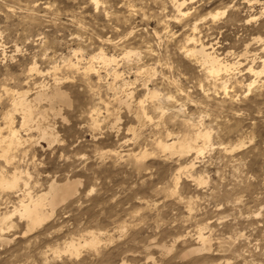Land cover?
I'll list each match as a JSON object with an SVG mask.
<instances>
[{
    "label": "rangeland",
    "instance_id": "obj_1",
    "mask_svg": "<svg viewBox=\"0 0 264 264\" xmlns=\"http://www.w3.org/2000/svg\"><path fill=\"white\" fill-rule=\"evenodd\" d=\"M185 1L181 15L173 0H0V177L20 178L0 188V264H264V75L238 57L264 56L262 20L246 22L264 0ZM192 37L243 66L214 80L184 53ZM55 90L71 100L57 114L34 101ZM8 114L23 142L6 159ZM69 181L42 225L4 221ZM200 233L211 250L189 256Z\"/></svg>",
    "mask_w": 264,
    "mask_h": 264
},
{
    "label": "bare ground",
    "instance_id": "obj_2",
    "mask_svg": "<svg viewBox=\"0 0 264 264\" xmlns=\"http://www.w3.org/2000/svg\"><path fill=\"white\" fill-rule=\"evenodd\" d=\"M255 1L258 3V0H255ZM94 2L97 4L98 0H94ZM184 2H186V1L185 0H173V2H172V3H174V6L178 10L177 13H180L181 15L184 14L182 12V7H184ZM246 2H248V0ZM261 10L262 11H260V13H258L257 15L254 14L256 16L250 17L246 22H250L253 20H255V22H258L259 20H262V24H263L262 26L264 29V20H263L264 19V6ZM195 29H197V28H195ZM256 41L261 42V43L264 42L261 38H257ZM189 42H191V44L192 43L195 44V46H193V48L184 49L183 50L184 53L186 54L187 57H188V55H189V57H192L196 61V63L198 62L202 66V69L207 72V75L209 77L214 78V80L216 78L218 79L219 78L218 76H220L221 74L231 72L232 70L234 71L235 69H238L239 67L243 66V65H241V64H243V62L240 61L241 57H242V60H244V62L248 61V63H249V65H247L246 69H245L247 73L253 74V75H261V76L264 75V56H261V55L257 54L256 52H254V54L251 53L252 51H250L248 48L249 44L246 45L245 51H243V52L241 51L242 54L238 56L240 59H236V61H234V62H228L225 58H221L216 54L212 45H206V44L202 43L201 41L196 40L195 37H192V39H190ZM130 53L131 52L127 53L125 56L129 57ZM94 59H98L105 66H106V64L109 65L110 63L116 61L115 58H110L107 55H105L104 53H101L100 55H98V57H95ZM256 60H258L257 63L259 62L260 64H262L259 71L256 70V68H255V66H256L255 61ZM225 82L223 83L222 87L226 91L227 82L226 83ZM55 91L56 92L53 96H49L48 94H45L42 92L38 93L36 95L34 101L39 102V100H42L44 98L49 99L50 105H51V111L54 113L57 111L56 103H62L65 105L67 104L69 106L71 105V100H70L68 94L62 92L61 90H55ZM28 100H29V97H28V94L26 93V94H22V95L18 96V98L14 101V111L21 110V112L24 114L23 115V124H22L23 128L27 127L29 122L32 121L34 114L36 113V110L34 109L35 106L33 105V102H30ZM45 113L46 112L40 113L42 115L41 117L45 118V116H46ZM60 113H61V110L58 112V115H60ZM56 114H57V112H56ZM12 116H11V114L7 115V119L9 122V128H10L9 132L11 133V140L8 142L7 146L2 148V151H1V153H2L1 156H3V158H6V159L9 158L12 150L14 148L20 147L22 145V142H23L22 138L19 137V131L16 130V128H15L14 121L12 120ZM0 135H1V131H0ZM43 135H44V137H46V136L48 137L49 134L45 132ZM210 135L211 134L209 132H206V133L199 132L198 134H196V138L203 139L206 143H208L209 139H210ZM177 145H179V147L182 151L192 149V147H193L186 142H173L172 144L163 145V148H164V150H175ZM19 182H20V178H18V175H15L11 180H9V179L7 180L3 177H0V188L13 190V189H15V187H18V185L20 184ZM53 185H51L49 191L46 193H43V195L41 194L37 197L28 196L27 201H25V200L20 201V204H19L20 207L15 208L12 213L5 216L4 221L7 222L14 214L16 215V213H18L20 218H25L27 220V222H28V230L27 231H31V229H34L35 227L39 226L40 224L42 225V223H44V220L46 221L49 217H52L51 215L54 213L55 209H57L56 208V207H58L57 205L65 202L69 198L71 199V196L74 197V195L78 191L79 183L69 181L63 185H58V186H56V184H55V186H53ZM199 236H200V238H199L200 240L198 239V241H201L202 246L200 249H197L196 251H194V249H193L194 252L192 251L189 253V251H188L189 256L191 255V253L194 254V253H198V252H206L208 249H210L209 247L206 246V243L208 240L206 238V236H204V234H201V233L199 234ZM97 243H98V240L93 238L90 241H86L85 244H87V246L95 247ZM80 247H81V245H79L77 247L75 245H73V250H74V253L76 255L79 254V252H80L79 248Z\"/></svg>",
    "mask_w": 264,
    "mask_h": 264
}]
</instances>
